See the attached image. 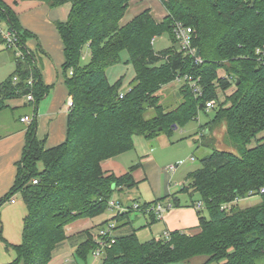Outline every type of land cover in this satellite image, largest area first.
Returning <instances> with one entry per match:
<instances>
[{
	"label": "trees",
	"instance_id": "obj_1",
	"mask_svg": "<svg viewBox=\"0 0 264 264\" xmlns=\"http://www.w3.org/2000/svg\"><path fill=\"white\" fill-rule=\"evenodd\" d=\"M40 1L50 8L71 5L67 21L55 26L64 46L65 81L72 105L66 140L47 149L36 132L37 106L49 87L27 47L36 36L0 0V24L7 25L16 41L15 71L0 84V112L7 111L9 100L33 96L28 101L33 120L26 129L15 183L0 199L1 209L19 194L27 208L22 242L9 245L16 259L8 264H50L55 249L67 238V226L102 215L116 194L138 187L133 177L137 165L117 176L104 172L102 163L132 151L136 136L153 141L172 135L176 127H184L201 110L206 111L210 101L216 107L208 125L214 130L224 124L237 152L213 149L188 174L189 186L183 185L180 193L191 192V199L198 196L189 206L196 210L197 230L188 234L174 230L143 243L133 226L136 220L129 214L141 213L151 226L158 220L152 209L162 202L124 205L127 211H119L105 224L113 222L115 231L131 228L132 232L116 237L100 264H188L195 257L205 258L202 264H264V135L258 137L264 134V62L256 54L257 49H264V0H160L167 12L161 22L147 9L124 26L120 22L132 0ZM176 24L192 29V47L200 61L180 50ZM165 34L172 46L156 52L152 40ZM0 43L6 44L1 30ZM86 51L89 61L83 64ZM123 51L136 73L125 92L122 79L112 85L106 74L120 62ZM220 71L225 76L220 77ZM185 77L197 82L201 94L185 81L182 101L165 110L158 104L157 93ZM233 86L234 91L217 107L219 92ZM150 108L155 115L148 119L145 114ZM253 140L256 145L249 148ZM252 196H260L261 202L246 208L233 204ZM199 202L201 208H197ZM179 206L175 196L172 207ZM86 233L76 250L83 260L97 247L92 231Z\"/></svg>",
	"mask_w": 264,
	"mask_h": 264
},
{
	"label": "crops",
	"instance_id": "obj_2",
	"mask_svg": "<svg viewBox=\"0 0 264 264\" xmlns=\"http://www.w3.org/2000/svg\"><path fill=\"white\" fill-rule=\"evenodd\" d=\"M4 1L15 11L21 26L36 36V38H32L27 42V47L34 53L36 63L42 73L43 81L49 87L48 94L37 106L38 127L36 134L39 140L44 141L45 147L51 149L62 144L66 140L67 135L68 100L70 97L64 73V46L55 23L58 21H67L71 5L66 3L57 8H50L40 0ZM134 2L135 5H132ZM147 9L151 11L153 18L157 22H161L167 15L160 0H132L120 25H126ZM128 16L131 19L127 21ZM3 52L4 46L0 47V54ZM87 56L89 57V53ZM12 66L10 75L15 71V64ZM4 81H0V84ZM6 104L9 106L7 111L12 115L17 112L20 115L16 119L18 123L4 122L0 124L1 130L6 129V132L3 131L0 133V199L10 191L15 183L17 164L22 158L25 146V134L29 124L22 123L19 118L32 116L33 114V106L28 105L26 98L9 100ZM119 157L104 161L102 163L104 172L109 174L113 173L117 176L126 174L128 171H126V167H123L118 160ZM148 160H152L150 155L141 156L137 160L139 161L136 164L137 168L133 171V177L137 183L139 181L137 173L145 170V166L148 165ZM126 192L128 193L130 191L119 192L118 194ZM18 195L14 197L15 203L9 202L0 209L2 236L9 243L15 245L22 242L24 218L27 215L26 205L22 197H17ZM115 201L128 207L133 204L130 200H127L126 203L116 199ZM137 202L140 203L139 201ZM185 205L172 207L163 215L162 219H158L164 223V233L174 230H183L189 233L197 230L199 221L196 210ZM101 216L78 220L67 226V238L55 249L50 264H75L72 260H69V250H77L78 245L86 240L87 230L91 231L97 226L99 227L100 224L109 221L106 218L103 219ZM97 230L98 228L92 230V233H97ZM131 232V228H121L115 231V235L119 237ZM77 238L78 240H76Z\"/></svg>",
	"mask_w": 264,
	"mask_h": 264
},
{
	"label": "rangeland",
	"instance_id": "obj_3",
	"mask_svg": "<svg viewBox=\"0 0 264 264\" xmlns=\"http://www.w3.org/2000/svg\"><path fill=\"white\" fill-rule=\"evenodd\" d=\"M132 5H135V2L132 3ZM129 19L131 18L128 16L127 21ZM0 29L4 32L7 31V25L1 23ZM3 46L4 52L0 54V81H4L9 77L12 71V65L15 64L16 58V48H8L6 44L0 43V47ZM171 46L172 40L168 34L156 38L153 42V48L156 52L163 51ZM88 53L89 52L86 51L82 61L83 64L89 61V57L87 56ZM128 59L127 52L123 51L121 53L120 62L109 67L106 71L107 78L112 85L122 79L121 91L124 92L130 89L131 83L136 76L133 66L127 63ZM219 76H225L224 72L220 71ZM181 86L182 82L175 81L163 87L157 93V96L160 98L158 104L165 110L174 109L182 101ZM234 89L235 87L233 86L225 93L219 92L217 107L224 103L226 96L230 95ZM19 115V112L14 115L9 111L0 112V124L4 122L18 123L16 119ZM154 115V109L150 108L146 112L145 117L149 119L154 117ZM214 117V109L206 111L201 110L195 120H192L184 127L175 130L170 136L160 135L159 138H156L153 141H148L143 136L134 137L133 150L118 158L122 166L126 167V171H129L132 166L139 162L137 160L141 156L150 155L152 160H148V165L145 166L144 171H139L137 173L139 178L138 187L128 193L116 194L113 197V200L115 201L116 199L124 203H126L127 200H130L132 203L139 201L141 204L161 200L163 205L168 206L169 204L175 205V196H177L180 200V205L189 203L185 206H190L191 201L196 202L198 200L197 194H194L191 199V192H188L187 194L180 193L183 185L187 186V188L189 186L187 181L188 174L198 169L201 166V160L203 157L211 153L213 149L237 152L235 145L229 142L226 137L224 124H219L214 130L211 125H208ZM3 131L6 132V129L1 130L0 125V133ZM262 135L264 134H261L258 137H261ZM255 145L256 141L253 140L248 147L252 148ZM174 165L178 166L174 173L167 170L169 166ZM39 168H42V164H39ZM17 197L21 198L20 195ZM260 202V196H252L246 199H241L239 202L234 203V205H237L240 208H246ZM117 212L118 211L115 208H109L101 217L110 221ZM204 215L207 216V213L204 212ZM129 218L131 220H136L133 226L138 239L143 243L164 235V223L160 220H156L154 224L150 226L148 224L149 219L137 211L131 212ZM106 222L100 224L99 227L97 226L94 229H100L106 225ZM76 240H78V238ZM9 245L15 244H11L4 239L2 236V226H0V264H8L16 259V252ZM68 257H70L69 260H72L75 264H100L101 261V259H95L92 255H89L86 260H83L77 257L75 249L69 250ZM204 261L205 258L203 257H195L188 264H202Z\"/></svg>",
	"mask_w": 264,
	"mask_h": 264
},
{
	"label": "built area",
	"instance_id": "obj_4",
	"mask_svg": "<svg viewBox=\"0 0 264 264\" xmlns=\"http://www.w3.org/2000/svg\"><path fill=\"white\" fill-rule=\"evenodd\" d=\"M1 33L6 40V45L9 48H13V47L16 48V41H15V38L13 37V35L9 31L4 32L3 30H1ZM192 33H193V31L191 28L183 26L182 24H176L174 27V35H175L176 40L179 43L180 50L185 55H190L192 57L196 56V59L198 61H200V59L197 57V50L192 47ZM155 39L156 38H153L152 44L155 41ZM17 54L21 55V53L19 52V49H18ZM256 54L260 57V61L264 62V49H261V48L257 49ZM71 74H72V71H70V75ZM15 80H17V79H15ZM176 81L182 82V84L185 81H189L191 87L194 89V92L196 94H201V88L198 86L197 82H193L190 78H188V77H185L183 79L178 78ZM29 83L31 84L32 81L30 80ZM26 99L28 101H33V96L29 95V96H27ZM71 105H72V101H71V99H69L68 100V106L70 107ZM215 107H216V102L210 101L206 105V110L214 109ZM32 120H33V116H25V117L21 118V122L27 123V124H30L32 122ZM192 160H193V157H192ZM177 168H178V166L174 165V166H169L167 168V170L174 173L177 170ZM35 183H37V181H35ZM263 192L264 191L262 190L261 193H263ZM239 201L237 200L236 202H239ZM10 202L15 203V199L12 198V200ZM236 202H234V203H236ZM109 206L111 209L115 208L121 212L127 211L126 206H123L121 203L114 201V200H111L109 202ZM134 207L137 208L138 205L136 204V205H134ZM201 207H202V204L199 202L197 205V208H201ZM171 208H172V205L165 206L161 203H158L156 206L153 207L152 210L156 213L158 219H162L163 215L165 213H167V211H169ZM229 208H231V205L228 207V209ZM164 235L168 236L169 234L167 232H165ZM115 239H116L115 224L113 222H110V223L106 224L105 226L101 227L100 229H98L97 233L94 234V241H95L97 247L92 252V256L95 259H101V261H102L105 257L106 248H110L111 245L115 242Z\"/></svg>",
	"mask_w": 264,
	"mask_h": 264
},
{
	"label": "water",
	"instance_id": "obj_5",
	"mask_svg": "<svg viewBox=\"0 0 264 264\" xmlns=\"http://www.w3.org/2000/svg\"><path fill=\"white\" fill-rule=\"evenodd\" d=\"M178 127H176L175 129L177 130Z\"/></svg>",
	"mask_w": 264,
	"mask_h": 264
}]
</instances>
